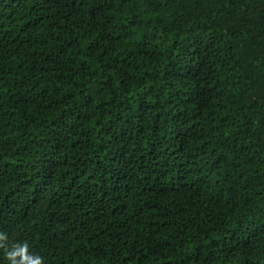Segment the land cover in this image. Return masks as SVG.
<instances>
[{"label": "trees", "instance_id": "16d2710c", "mask_svg": "<svg viewBox=\"0 0 264 264\" xmlns=\"http://www.w3.org/2000/svg\"><path fill=\"white\" fill-rule=\"evenodd\" d=\"M0 236L264 264V0H0Z\"/></svg>", "mask_w": 264, "mask_h": 264}, {"label": "clouds", "instance_id": "9594fccd", "mask_svg": "<svg viewBox=\"0 0 264 264\" xmlns=\"http://www.w3.org/2000/svg\"><path fill=\"white\" fill-rule=\"evenodd\" d=\"M3 238V236H0V239ZM27 248V244L14 246L13 249L7 253V258L11 261V264H42L41 257L29 254ZM17 257L20 259L17 260Z\"/></svg>", "mask_w": 264, "mask_h": 264}]
</instances>
